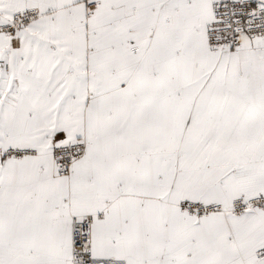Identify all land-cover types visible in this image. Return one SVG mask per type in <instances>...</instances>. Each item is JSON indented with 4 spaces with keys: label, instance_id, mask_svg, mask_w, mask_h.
Returning a JSON list of instances; mask_svg holds the SVG:
<instances>
[{
    "label": "snow or ice",
    "instance_id": "obj_1",
    "mask_svg": "<svg viewBox=\"0 0 264 264\" xmlns=\"http://www.w3.org/2000/svg\"><path fill=\"white\" fill-rule=\"evenodd\" d=\"M0 264H264V0H0Z\"/></svg>",
    "mask_w": 264,
    "mask_h": 264
}]
</instances>
